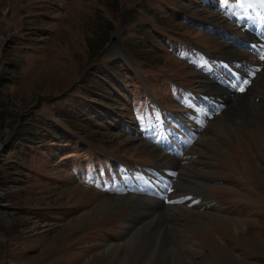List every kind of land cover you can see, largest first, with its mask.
I'll return each mask as SVG.
<instances>
[{"label": "rangeland", "instance_id": "obj_1", "mask_svg": "<svg viewBox=\"0 0 264 264\" xmlns=\"http://www.w3.org/2000/svg\"><path fill=\"white\" fill-rule=\"evenodd\" d=\"M163 2L0 0V264H264V100L245 104L241 96L229 99L228 108L186 150L187 158L196 159L181 162L186 165L179 170L180 193L201 195L220 210L227 203L231 210L195 212L174 202L140 217L137 211L144 207L139 198L115 187L122 181L120 174L112 171L110 181L111 169H130L120 158L155 166L160 160L127 133L129 119L120 129L111 122L109 115L118 107L127 111V118L131 112L109 87L115 85L124 99L154 95L158 105L172 112L177 103L171 99L179 96L176 81L187 91H196L193 84L202 87L180 63L193 53L202 56L190 41L210 52L215 45L213 56L236 54L211 41L203 28L176 22ZM196 9L207 21L216 19L214 11ZM121 46L145 78L126 69L131 63L115 61L123 56ZM190 66L195 68L193 61ZM256 90L264 92V78L257 80ZM185 109L201 112L189 105L176 116ZM254 118L263 120H250ZM134 124L151 129L157 116L150 112V118ZM248 128H255L244 132L250 146L241 136ZM23 129L30 140H22ZM17 135V144L6 153L7 143ZM215 157L232 171L235 165L246 167L245 176L254 181L244 178L241 186H221L224 181L214 180L215 172L228 174L215 170L210 163ZM80 160L99 165L107 174L97 181L110 182L99 187L90 182L94 169L77 172L73 165ZM213 194L223 201L220 206ZM141 202L146 211L157 205Z\"/></svg>", "mask_w": 264, "mask_h": 264}, {"label": "snow or ice", "instance_id": "obj_2", "mask_svg": "<svg viewBox=\"0 0 264 264\" xmlns=\"http://www.w3.org/2000/svg\"><path fill=\"white\" fill-rule=\"evenodd\" d=\"M222 6L224 3L227 2V0H221ZM237 4H240L243 6L244 4H247L249 7H251L253 4L259 5L260 8L264 9V0H236ZM260 59L264 60V53L261 54ZM241 92L244 91V88L239 89Z\"/></svg>", "mask_w": 264, "mask_h": 264}, {"label": "bare ground", "instance_id": "obj_3", "mask_svg": "<svg viewBox=\"0 0 264 264\" xmlns=\"http://www.w3.org/2000/svg\"><path fill=\"white\" fill-rule=\"evenodd\" d=\"M238 52V51H237ZM237 52H236V54L234 55V56H236V55H238L237 54ZM242 56H244V53L242 52ZM228 58V57H227ZM262 73H260L259 74V76L258 77H256L257 79H256V81L258 80V79H260V78H264V74L263 75H261ZM241 99H242V101L245 103V104H248V103H250V102H252L250 99H247L246 97H244V96H241ZM252 104V103H251ZM250 130H252V129H250ZM247 132V131H246ZM182 141H180V145H182ZM174 152H177V150L175 149L174 150ZM222 156V155H221ZM146 202V201H145ZM144 202V203H145ZM153 205H155V203H153Z\"/></svg>", "mask_w": 264, "mask_h": 264}, {"label": "trees", "instance_id": "obj_4", "mask_svg": "<svg viewBox=\"0 0 264 264\" xmlns=\"http://www.w3.org/2000/svg\"><path fill=\"white\" fill-rule=\"evenodd\" d=\"M113 77H115V76L113 75ZM98 83H99V86H101L102 89H104V88H105L104 84L108 87V83H109V81H105L104 84H102V82H101V83L98 82ZM104 90H105V89H104ZM105 93H107V92H105Z\"/></svg>", "mask_w": 264, "mask_h": 264}]
</instances>
